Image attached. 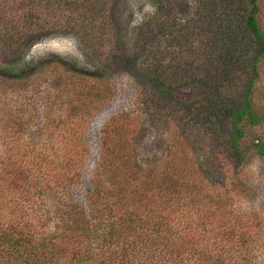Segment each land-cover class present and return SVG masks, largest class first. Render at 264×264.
Instances as JSON below:
<instances>
[{"label": "rangeland", "instance_id": "rangeland-1", "mask_svg": "<svg viewBox=\"0 0 264 264\" xmlns=\"http://www.w3.org/2000/svg\"><path fill=\"white\" fill-rule=\"evenodd\" d=\"M255 3L264 35V0ZM3 6L0 56L20 68L21 76L0 77L1 117L24 122L19 140H51L63 161L67 156L76 158L68 166L80 154L84 166L80 178L75 176L76 164L67 173L71 179L67 204L82 201L93 170L110 174L114 169L106 167L108 158L101 146L107 134L104 129L110 127L109 152L123 149L128 188L171 173L179 163L182 172L176 176L183 184L191 179L199 182V196L211 193L213 197L212 192L219 191L229 201V210L256 214L261 221V249L254 251L252 264H264V154H257L250 142L252 137L263 138L264 119L243 124L245 136L235 145L245 153L235 162L228 117L218 111L204 120L181 106L206 94L219 99L218 104L226 98L239 101L252 74L247 73L249 66H228L226 74L204 84L197 78L217 74V53L210 50V41L226 40L204 0H43L40 5L12 0ZM21 12H26L25 24ZM218 12L222 14L219 7ZM257 67L249 94L256 115L264 112V57ZM149 71L154 73L147 78L144 74ZM156 78L170 85L161 92L163 96L152 95ZM131 169L137 172L135 179ZM186 169L192 172L185 173ZM114 171L115 179L124 177L122 171ZM29 179L25 186H30ZM245 185L249 195L240 194ZM52 196L34 201L35 213L54 207ZM97 219L94 215L86 222L92 225ZM73 222L68 221L71 227ZM88 241L98 248L105 240L96 233Z\"/></svg>", "mask_w": 264, "mask_h": 264}, {"label": "trees", "instance_id": "trees-1", "mask_svg": "<svg viewBox=\"0 0 264 264\" xmlns=\"http://www.w3.org/2000/svg\"><path fill=\"white\" fill-rule=\"evenodd\" d=\"M9 1L12 0H0V10ZM26 1L40 5L43 0ZM204 7L213 18H218H214L216 26L223 36L226 35V40L221 43L210 41V50L217 53L214 59H218V63L214 61L219 67L217 74L197 78L204 84L207 79L214 80L226 74L229 67L242 69L249 66L251 70L247 73L252 74L246 78L239 101L226 98L218 104L219 99L206 94L180 105L194 116L200 114L204 120L218 115V111L228 117V137L234 149L232 159L240 162L245 152L235 144L245 136L243 124L252 125L264 119V112L255 114L249 98L251 83L258 77L257 63L264 57V35L256 17L258 6L255 0H249L248 7L245 0H204ZM25 14L21 12L19 18L24 19ZM3 18L4 14L0 12V19ZM8 19L12 20L13 16ZM22 22L25 24L28 19ZM19 69L11 60L0 56V77L18 78L21 76ZM153 73L149 71L144 75L149 78ZM153 85L154 96L162 95L161 92L170 87L158 78ZM3 113L0 110V264H252L256 256L254 251L261 249V221L256 214L229 210V201L219 191L212 192L213 197L211 193L199 196V182L191 179L183 184L181 176H176L182 172L179 163L172 168L174 173L151 176L148 184L136 183L128 188L125 180L129 167L122 165L123 149L109 152L110 127L104 129L107 134L101 145L108 158L105 165L113 166L111 172L122 171L124 177L115 179L111 172L104 174L91 169L90 174H85H89V181L86 178L87 184L80 196L82 201L67 204L71 185L67 173L76 164L75 176L80 178L84 167L80 163V154L77 153V161L68 166L76 158L67 156L63 161V156L54 152L51 140L40 143L31 139L19 140L24 122H10L1 117ZM61 136L57 131L59 143ZM258 138L252 137L251 146L257 154L263 155L264 136ZM115 142L118 144L117 140ZM130 171L135 179L137 172ZM187 172L192 170L186 169ZM26 179L30 186H25ZM246 187L239 189L240 194L250 191ZM50 193L57 204L52 202L54 207L35 213L33 202ZM81 215L84 218L79 221ZM94 215L98 219L90 225L86 221ZM71 219L74 221L72 227L68 223ZM76 230L78 234H75ZM96 233L105 241L102 246L92 248L88 239Z\"/></svg>", "mask_w": 264, "mask_h": 264}]
</instances>
